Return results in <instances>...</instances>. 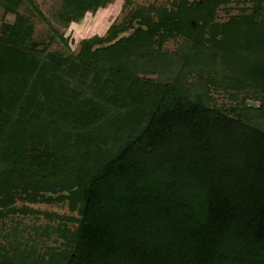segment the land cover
<instances>
[{
    "label": "trees",
    "instance_id": "16d2710c",
    "mask_svg": "<svg viewBox=\"0 0 264 264\" xmlns=\"http://www.w3.org/2000/svg\"><path fill=\"white\" fill-rule=\"evenodd\" d=\"M53 1L69 28L115 0ZM229 1L124 0L73 49L0 0V227L69 209L33 227L43 251L18 221L0 264H264V0Z\"/></svg>",
    "mask_w": 264,
    "mask_h": 264
},
{
    "label": "rangeland",
    "instance_id": "374dc122",
    "mask_svg": "<svg viewBox=\"0 0 264 264\" xmlns=\"http://www.w3.org/2000/svg\"><path fill=\"white\" fill-rule=\"evenodd\" d=\"M38 5H40L42 11L52 20V24L58 27L61 32L65 33L66 37L70 38V44L72 48H77L79 42L84 38L92 37L96 34L105 35L115 21H121L123 18V6L124 0H115L111 4H109L106 8L99 9L95 14L88 13L84 17V19L79 23H72L69 28H64L57 23L56 20L51 17V10L54 5L53 0H36ZM173 0H135L136 3L149 5L151 3L156 4H171ZM238 3L235 0H230L227 3V7H232L233 10L230 13L238 12V9L235 6ZM220 20L224 21L228 18V13L225 11H221ZM14 20L13 15H8L6 21L12 22ZM1 24V20H0ZM52 32L48 23L41 18H35V37H48V35ZM51 49H62V43L59 39H57ZM168 49L173 50L176 47L175 41L171 40L166 44ZM225 96V95H224ZM226 97V96H225ZM224 97V98H225ZM222 96L219 97L220 101L224 99ZM19 205L22 202H18ZM37 212H33V214H27L25 216L19 215H10L9 218L5 219V225L0 227V243H2L5 238L4 235L12 232L14 230V226L20 221L19 226L24 227L27 225V230H23L20 232L19 237H22L21 240L24 242H28L29 245H33L36 247L37 251H43L49 249V247L54 246L55 242L51 238H47L46 236H39L36 238V232L33 229L34 226H49L55 224L52 220H50L45 212H58L60 214L69 213L68 205L65 204H31L30 205ZM22 230V229H21ZM14 235V234H13ZM11 235V236H13ZM32 235L31 240L29 241L28 237Z\"/></svg>",
    "mask_w": 264,
    "mask_h": 264
}]
</instances>
